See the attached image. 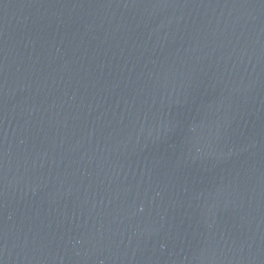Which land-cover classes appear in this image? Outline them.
I'll list each match as a JSON object with an SVG mask.
<instances>
[{"label": "water", "instance_id": "1", "mask_svg": "<svg viewBox=\"0 0 264 264\" xmlns=\"http://www.w3.org/2000/svg\"><path fill=\"white\" fill-rule=\"evenodd\" d=\"M0 264H264V0H0Z\"/></svg>", "mask_w": 264, "mask_h": 264}]
</instances>
